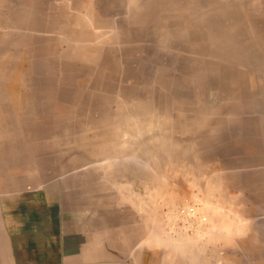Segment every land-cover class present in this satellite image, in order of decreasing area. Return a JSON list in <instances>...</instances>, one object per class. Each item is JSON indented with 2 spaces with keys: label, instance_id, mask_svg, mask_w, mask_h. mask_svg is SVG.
Here are the masks:
<instances>
[{
  "label": "rangeland",
  "instance_id": "obj_1",
  "mask_svg": "<svg viewBox=\"0 0 264 264\" xmlns=\"http://www.w3.org/2000/svg\"><path fill=\"white\" fill-rule=\"evenodd\" d=\"M38 248L264 264V0H0V264Z\"/></svg>",
  "mask_w": 264,
  "mask_h": 264
},
{
  "label": "crops",
  "instance_id": "obj_2",
  "mask_svg": "<svg viewBox=\"0 0 264 264\" xmlns=\"http://www.w3.org/2000/svg\"><path fill=\"white\" fill-rule=\"evenodd\" d=\"M113 257H114V253L112 254L103 253L102 258L100 259L101 262L90 263V261L87 259L88 262L86 264H125V260H119V258L115 259ZM15 259L19 261L21 264H47L46 262L48 259H49L48 261L50 262V264H52V262H55V260L57 262L59 261L58 264H69V263H66V261L69 260V257H66L65 253L64 255H62L61 253H57V254L51 253L49 256H47L46 250L39 249V248L35 252L28 251V253H21V254L19 253V255L15 257Z\"/></svg>",
  "mask_w": 264,
  "mask_h": 264
},
{
  "label": "built area",
  "instance_id": "obj_3",
  "mask_svg": "<svg viewBox=\"0 0 264 264\" xmlns=\"http://www.w3.org/2000/svg\"><path fill=\"white\" fill-rule=\"evenodd\" d=\"M189 210H190V211H193V210H194V208H193V207H191Z\"/></svg>",
  "mask_w": 264,
  "mask_h": 264
}]
</instances>
